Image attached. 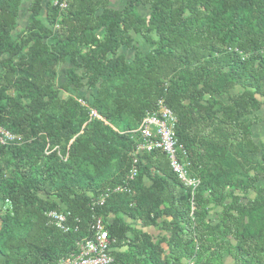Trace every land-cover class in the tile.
I'll return each instance as SVG.
<instances>
[{
    "label": "trees",
    "instance_id": "obj_1",
    "mask_svg": "<svg viewBox=\"0 0 264 264\" xmlns=\"http://www.w3.org/2000/svg\"><path fill=\"white\" fill-rule=\"evenodd\" d=\"M263 48L264 0H0V126L20 137L0 145V264H54L97 217L110 264H264ZM159 99L193 192L163 152L134 153Z\"/></svg>",
    "mask_w": 264,
    "mask_h": 264
},
{
    "label": "built area",
    "instance_id": "obj_2",
    "mask_svg": "<svg viewBox=\"0 0 264 264\" xmlns=\"http://www.w3.org/2000/svg\"><path fill=\"white\" fill-rule=\"evenodd\" d=\"M79 102L85 105V102L80 99ZM90 116H97L94 110L90 111ZM175 123L174 113L162 99L157 100L154 108L145 112L139 122L136 129L139 141L135 146L134 153L143 154L154 150L163 152L167 157L171 171L176 175L178 181L193 192L198 186L199 180L190 175L185 151L178 144L175 136ZM19 139V136L11 134L0 126V145L17 143ZM133 162L135 163L136 159ZM136 173V167L132 166L127 174V180L132 181ZM123 189L124 187L118 185L113 187L112 191ZM107 191L100 196V203ZM68 215V212L55 210H49L45 213L48 222L62 232H67L73 227L72 222L68 221ZM90 229L92 231L91 238L78 243L76 253L62 257L54 264H110L112 262V241L107 237L108 234L103 220L100 217L93 218Z\"/></svg>",
    "mask_w": 264,
    "mask_h": 264
},
{
    "label": "rangeland",
    "instance_id": "obj_3",
    "mask_svg": "<svg viewBox=\"0 0 264 264\" xmlns=\"http://www.w3.org/2000/svg\"><path fill=\"white\" fill-rule=\"evenodd\" d=\"M46 0H43V4L45 5ZM115 5L120 6V2L119 1H115ZM27 6H28V1H24L22 6H21V10H20V17H19V21H18V29L22 28L26 22H27ZM139 12L142 15H146L148 13V10L146 8H139ZM16 32V30L14 31V33ZM138 41V47L143 51L146 52L148 50V46L147 44L139 37L137 38ZM124 52H126L127 54H129V51L125 50ZM70 67V63L69 62H65L64 64H61L59 66V73H58V78H57V83L58 84H63L66 81V77H65V73H64V69ZM69 93L72 95H75L77 97H82L85 96L87 98L90 97L91 94V90L87 89L86 87L81 88L78 91H73L72 89L69 90ZM258 116L263 117V111H258L256 113ZM253 138L254 141L259 145L261 143H264V127H263V122H260L256 125L253 126ZM219 211V208H214L211 213L214 214L216 212ZM150 232H154V230L152 228L147 229ZM230 260H227L226 264H230Z\"/></svg>",
    "mask_w": 264,
    "mask_h": 264
}]
</instances>
